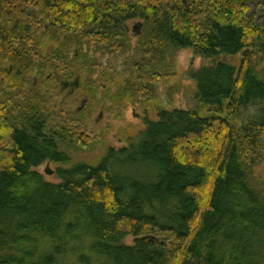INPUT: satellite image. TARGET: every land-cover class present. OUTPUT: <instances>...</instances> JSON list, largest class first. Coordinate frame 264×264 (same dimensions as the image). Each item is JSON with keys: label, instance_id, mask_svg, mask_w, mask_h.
<instances>
[{"label": "trees", "instance_id": "1", "mask_svg": "<svg viewBox=\"0 0 264 264\" xmlns=\"http://www.w3.org/2000/svg\"><path fill=\"white\" fill-rule=\"evenodd\" d=\"M252 2L264 0H0V264H264V181L253 173L264 155V21ZM135 19L139 79L175 49L212 60L191 75L210 114L161 110L126 147L45 181L35 168L65 165L60 143H84L82 125L49 130L33 93L42 80L26 76L63 70L71 43L128 51L124 24ZM232 56L237 65L223 60Z\"/></svg>", "mask_w": 264, "mask_h": 264}, {"label": "rangeland", "instance_id": "2", "mask_svg": "<svg viewBox=\"0 0 264 264\" xmlns=\"http://www.w3.org/2000/svg\"><path fill=\"white\" fill-rule=\"evenodd\" d=\"M249 12L251 15L255 13L257 19L264 21V2L262 6L255 2L250 3ZM137 20L139 19L127 23L129 36H131V31H133V26H135ZM46 41L44 40V42ZM132 41L134 42V40ZM221 58L219 57V59ZM223 60L237 65L239 57H223ZM111 61L114 62L113 59ZM211 61V59L195 54L190 48L175 49L170 56H167L164 63L165 69L160 71L161 75L149 80L152 82V90L148 98L136 99L132 97L133 94L131 92L130 94H122L117 98L109 97L107 102L102 107L100 106L104 112L102 113V119L94 121L100 111L97 106L90 119L86 120L85 124L82 125L85 130L84 134L81 133L80 135L83 137L84 143L81 145H75L73 142L68 141L60 143V148L67 157L65 165L53 161L47 164L44 161L35 170L40 173L45 181L58 183L59 178L56 175L58 167L68 166L78 161L96 164L109 147L115 151L126 147L129 141L137 139L140 131L145 126L146 120L155 121L158 119V113L162 108H190L196 110L200 116H208L210 113L195 97V84L191 75L202 66L211 63ZM114 63L116 64V62ZM54 73L53 70L47 68L44 70L43 77L36 78L34 74H31L26 76V79H29L28 81L31 80V82L35 79L38 82L42 80L45 84L51 85V81L48 78L49 75L53 76ZM82 77H84V74H82ZM127 77L124 75L118 76V78H115L117 80L116 83L121 85L123 79L125 81ZM74 108L75 105L73 104L72 109ZM248 113L250 112L244 111L242 119L245 120ZM47 169L51 170L52 173L48 174L46 172ZM253 173L255 179L264 181V155L255 165ZM152 235L157 240L162 237L165 238L159 232H153ZM125 241L130 243L131 238Z\"/></svg>", "mask_w": 264, "mask_h": 264}, {"label": "flooded vegetation", "instance_id": "3", "mask_svg": "<svg viewBox=\"0 0 264 264\" xmlns=\"http://www.w3.org/2000/svg\"><path fill=\"white\" fill-rule=\"evenodd\" d=\"M136 22L133 31H131V36H129L127 23L124 24V30H126L128 38L127 43L129 44L128 51L122 52L118 45H114L112 48L98 49L94 44L88 42L82 43L80 46L71 43L63 50V56L70 61L65 63L66 66L63 70H56L53 76L49 75L48 80L51 81V85L45 84L44 81L33 84V93L36 96L45 98L48 104L42 115L49 130L55 129L60 123L71 121L83 125L86 120L90 119L97 106L100 111L94 121H100L102 113H104L101 109L102 105L107 102L109 97L117 98L122 94H130L126 92V89L129 88L127 84L130 85L133 82L143 83L144 88L135 93L131 92L132 97L140 100L145 97L148 98L152 90V82L149 80L161 75L160 71L163 70L153 71V74L146 76L145 80L139 79L140 75L136 71L143 57L138 51L137 41L138 36L143 31L144 23L141 20ZM112 59L116 64L111 61ZM74 61L81 63V66L78 67L79 72L72 69L73 65H70ZM12 69L10 67L9 70L12 71ZM199 70L200 68L197 71ZM82 74H84L83 78ZM121 75L128 77L125 81L123 79L121 85H118L115 78ZM142 91L144 92L140 94ZM73 104L75 105L74 109H72ZM161 110H165V108ZM84 130L85 128L82 127V134H84ZM46 162H50V160Z\"/></svg>", "mask_w": 264, "mask_h": 264}, {"label": "water", "instance_id": "4", "mask_svg": "<svg viewBox=\"0 0 264 264\" xmlns=\"http://www.w3.org/2000/svg\"><path fill=\"white\" fill-rule=\"evenodd\" d=\"M47 164H48V162H47ZM46 172L48 173V174H50V173H52V171L51 170H46ZM153 238V237H152ZM157 241V240H156Z\"/></svg>", "mask_w": 264, "mask_h": 264}, {"label": "bare ground", "instance_id": "5", "mask_svg": "<svg viewBox=\"0 0 264 264\" xmlns=\"http://www.w3.org/2000/svg\"><path fill=\"white\" fill-rule=\"evenodd\" d=\"M38 41V40H37ZM40 47V46H39ZM38 58V57H37ZM33 59V58H32ZM28 61V60H27ZM26 62V61H25ZM42 108V107H41ZM156 239V238H155ZM157 240V239H156Z\"/></svg>", "mask_w": 264, "mask_h": 264}]
</instances>
